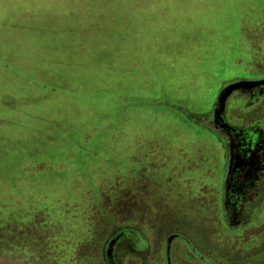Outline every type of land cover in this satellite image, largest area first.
<instances>
[{
    "label": "rangeland",
    "instance_id": "rangeland-1",
    "mask_svg": "<svg viewBox=\"0 0 264 264\" xmlns=\"http://www.w3.org/2000/svg\"><path fill=\"white\" fill-rule=\"evenodd\" d=\"M107 3L114 5L110 10L116 20L111 27L121 24L120 15L124 16L126 5H175V11L165 21L179 24L188 39L202 36L206 41L215 40L210 33L217 24L232 35L234 46L238 41L237 21L243 20V15L249 21L264 19V0H0V58L20 72L18 75L4 69V76H0V264H70L72 259L74 264H106L107 243L115 233L127 228L139 231L137 238L125 236L139 254L130 253L123 264H155L160 259L165 263L164 240L176 233L180 234L173 244L176 260L184 259L178 247L184 241L197 246L192 259L202 256L208 264H264V247L248 250L260 240L252 241V231L244 233L240 240L239 236L221 231L223 227L212 219V214H206L203 220L163 219L170 214L176 217L182 215L180 212L188 215L196 211L195 202L187 204V210L183 208L185 199L171 195L167 188H159L158 196L152 197L157 201L155 211L147 210L145 200L135 205L142 211L138 219L120 209L118 183L123 171L134 177L142 164L150 165L153 157H165L174 150L171 147L155 151V155L148 151L120 157V138H109L106 130L111 124L107 123L100 125L89 148L81 142V138L90 136L93 125L84 116H74V104H70L74 102V91L70 90L79 82L86 85L84 76L90 77L84 72L102 71L104 58L106 69H119L118 62H110L116 53L113 42L119 37L114 38L117 33L108 31L111 27L98 13ZM166 29L161 34L173 37V31ZM223 56L227 62L209 77V90L195 98L196 104L190 98L188 103L173 102L183 91L176 97L182 101L184 91L194 86L190 71L188 77H166L164 86L172 91L168 101L159 97L157 102L142 101V105L171 119L178 115L187 118V104L196 105L203 114L209 112L222 83L240 77L246 68L237 63L234 50ZM148 61L147 55L141 62L145 65ZM92 63L96 68L91 67ZM131 66H135L134 62ZM141 69L147 72L143 66ZM162 71L152 69L165 78ZM84 94L90 96L89 92ZM204 122V118L194 122V131L202 133ZM140 128L131 127V131ZM164 142L172 145L174 141ZM175 150L182 154L183 149ZM214 173L217 180L210 185L211 195L216 192L218 179L223 178L220 162ZM18 179L23 183L16 188L6 182ZM192 184L195 194L197 186ZM193 194L187 202L194 201ZM161 199L175 202L174 207L168 204V209L164 208Z\"/></svg>",
    "mask_w": 264,
    "mask_h": 264
},
{
    "label": "crops",
    "instance_id": "crops-1",
    "mask_svg": "<svg viewBox=\"0 0 264 264\" xmlns=\"http://www.w3.org/2000/svg\"><path fill=\"white\" fill-rule=\"evenodd\" d=\"M161 5H126L124 16L120 15L121 21L119 22L121 24L113 27L111 25L115 23L113 21L116 19L111 15L110 6L114 5L107 3V5L101 6V11L99 10L98 13L104 16L106 25L111 27L108 31L113 30L114 33H117L114 38L119 37L118 41L113 42L116 53L110 60V62H118L117 67L119 69L114 71L106 69L108 65L104 58L102 71L84 72L90 78L84 76L86 85H81L79 82L74 86V90H70L74 91V102L70 104H74V116L77 119L80 115L84 116L87 122L93 125L91 132L88 133L90 136L85 138H81L84 135L80 136L82 144L88 145V148L91 145L89 141L95 139L96 131L100 125L107 123L111 124V126H107L106 130L109 138H120L121 147L118 150L120 157L139 156L148 151L155 155V151L169 150L171 147L174 150L173 153H167L168 156L153 157L152 160L150 159V165L142 164L134 177H130L127 171H123L118 183V203L120 209L122 208L121 210L126 207L125 212L135 216V211H141L135 206L140 200H145V204L149 205L148 211L154 210L157 201L153 200L152 197L158 196L159 188H167L171 195L185 199L183 208H187V204L191 202L194 204L195 202L194 209L196 211H192V214L188 215L180 212L182 215L176 217L170 214L163 219H188L191 217L203 220L207 218L206 214H210V216L212 214V219H215L219 216V209L215 204L219 201L222 180L218 179L217 189L213 195L209 189L211 188L210 185L213 186L214 181L217 180L214 173L216 164L220 162L224 169V150L220 140L213 133L206 129L202 133L194 131V124L199 120L201 121V118L205 120L215 103L209 112L203 114L194 105L196 104L195 98L201 97L202 92L209 90L210 86L207 85L209 77L217 74V70L224 67L227 62L223 56L224 52L233 53L234 50L235 56H238L237 63H242L246 68L240 77H234L223 82L221 89L234 81L264 77V19L249 21L243 15V20L237 21L238 41L234 46L232 35L222 31V27L217 26V24L210 33V35H214L215 40L206 41L201 38L202 36L188 39L182 34L183 30L180 29L179 24L175 22L170 24L165 21V18L175 11V5L171 7L170 5L161 7ZM88 7L91 6L88 5ZM88 7L82 8L81 12L85 13L84 11ZM139 13L141 14L140 17L133 15ZM91 23H94V20ZM166 28L173 31V37H164L161 34V31ZM175 43L180 46H176ZM147 55L150 61L144 65L141 61ZM132 62L135 64L134 67L131 66ZM141 66L147 72H143ZM91 67L96 68V64L92 63ZM155 68H162L165 78L159 72H152V69ZM4 69L13 70L20 75L18 69H12L11 65L6 64L5 60L0 58V76L2 77L4 76ZM190 71L193 75L194 81L192 83L194 86L189 87L192 89L187 92L191 91V96L187 95L186 91H184L185 97H181L182 101L176 97L182 96L183 91L175 97L173 96L175 103H185L186 101L188 103L189 98L194 103L186 106L190 111L187 118L184 115H178L179 117L171 119L167 114H163L166 116L163 118V116H158V113L154 114L150 111L147 105H142V101L157 102L159 97L164 99L163 101H168L172 91L164 86L166 85V77L174 75L188 77ZM84 91L89 92L90 96H86ZM63 99L64 97H61V101ZM237 105V103H233L231 109ZM21 114L24 116L23 113ZM125 119L129 121H125ZM190 119L192 120L190 121ZM164 125L167 126V130L162 129V127L165 128ZM131 127L141 128L138 131L135 129L131 131ZM104 129L106 128L104 127ZM112 134H117V136H112ZM65 138L67 139V137ZM122 138L124 141L121 140ZM166 139H172L174 142L172 145L168 144L164 142ZM159 141L163 143L159 144ZM180 141L182 144L179 143ZM180 148L183 149L181 150L182 154L175 150ZM6 182L12 188L19 187L23 183L19 179L17 181L7 180ZM192 183L197 186L195 194L191 191ZM191 194L194 195V201L187 202ZM171 195H169L171 199L174 198ZM14 198L13 196V200ZM162 200L160 203L166 209H168V204L173 207L175 205L173 201L165 203ZM208 209H213V212L207 211ZM6 215L10 217L11 214L7 213ZM134 216L131 218H135ZM262 216V221H264V214ZM252 232V241L259 238L260 240L255 243L261 244L258 248L264 247V235L259 233L261 231ZM199 234L202 233L199 232ZM178 247L180 248L179 251L182 252L183 248ZM71 250L73 251V248ZM248 250L250 251V247ZM187 260L189 263L185 264H200L191 256ZM73 261L72 259L69 263L74 264ZM155 264L165 263L160 259ZM168 264H170V257ZM172 264H183V260L174 259L172 254Z\"/></svg>",
    "mask_w": 264,
    "mask_h": 264
},
{
    "label": "flooded vegetation",
    "instance_id": "flooded-vegetation-1",
    "mask_svg": "<svg viewBox=\"0 0 264 264\" xmlns=\"http://www.w3.org/2000/svg\"><path fill=\"white\" fill-rule=\"evenodd\" d=\"M261 80H264V77L234 81L225 85L218 93L213 109L203 125L204 129L217 136L224 150L221 193L218 203L215 204L219 209V216L214 217V220L223 227L221 231L239 236L240 240L244 233H251L250 231L260 230L259 233L264 235V221H262L264 214V85L232 92L222 111L217 100L223 89L230 84ZM233 103L238 105L231 109ZM125 210L126 207L124 212ZM135 213L134 219H138L142 211H135ZM127 234L137 238L139 231L127 228L115 233L104 250L106 264H123L131 255L130 253L139 254L135 244L125 239ZM170 237L174 238L170 244V255L167 256V239ZM179 239L180 234L176 233L170 234L164 240L165 264H168L169 257L172 264V247ZM112 241L114 243L112 247H109ZM260 245V243H254L250 249ZM182 248L183 264L189 263L187 259L196 253L197 246L183 241ZM143 251L144 249L141 253ZM137 258L142 259L141 256ZM195 260L200 264H208L202 256ZM140 264L145 262L141 261Z\"/></svg>",
    "mask_w": 264,
    "mask_h": 264
},
{
    "label": "water",
    "instance_id": "water-1",
    "mask_svg": "<svg viewBox=\"0 0 264 264\" xmlns=\"http://www.w3.org/2000/svg\"><path fill=\"white\" fill-rule=\"evenodd\" d=\"M264 85V80L261 81H240V82H236L233 84H230L229 86H227L226 88L223 89V91L220 93L218 100H217V104L220 107V111H222L224 109V105L225 102L227 100V98L230 96V94L232 92L235 91H245V90H249L251 88H254L256 86H262ZM217 111V109L215 110V112ZM174 237H170L167 239V247H166V255L169 256L170 254V244L172 242ZM114 241H112L109 244V247H112ZM168 263H169V258H168Z\"/></svg>",
    "mask_w": 264,
    "mask_h": 264
}]
</instances>
